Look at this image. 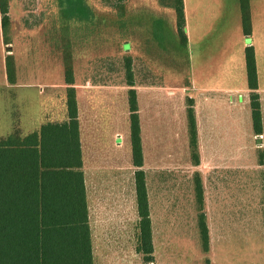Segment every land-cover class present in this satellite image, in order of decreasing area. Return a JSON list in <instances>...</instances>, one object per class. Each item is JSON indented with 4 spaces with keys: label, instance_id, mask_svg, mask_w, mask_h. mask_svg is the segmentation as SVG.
Returning <instances> with one entry per match:
<instances>
[{
    "label": "rangeland",
    "instance_id": "rangeland-1",
    "mask_svg": "<svg viewBox=\"0 0 264 264\" xmlns=\"http://www.w3.org/2000/svg\"><path fill=\"white\" fill-rule=\"evenodd\" d=\"M85 1L94 12L93 22L90 21L92 23L88 26L67 22L65 26L55 0H7L8 46L3 41L0 21V137L11 132L12 110L30 114L35 121L31 128H35L40 122L42 106L44 108L50 102V98H44L40 88L34 85L13 89L16 98L12 100L8 93L4 94L1 84L6 81V57L11 55L10 66L15 81L25 85L29 82L41 84L45 91L53 85L64 84V61L68 57L74 82L77 80L83 89L86 82L91 84L83 90L90 91L87 107L83 99L78 105L80 107L81 103V108H86L95 149L121 152L115 150V145L123 143L122 137L118 140L116 136L118 131L124 136L122 152L128 153L129 139L127 134L121 133L123 128L117 129L114 122L112 126H106L104 121L101 123L105 118L115 119V111L109 106L111 97L107 92L95 87L107 88L109 81L126 83L125 59H130L134 85L163 82L165 76L167 87L171 88L162 89L157 94L159 110L147 111L144 126L143 171L154 248L153 263L204 264L208 259L209 264H264V170L257 166L260 155L254 149L251 133L246 135L245 126L241 125L242 133L234 136L231 122L224 118L215 119L223 125L220 133L226 130V135L208 136L201 128L197 139L199 164H192L184 124L187 94L181 88L190 73L188 66L181 64L177 57L179 48L174 43L178 42L172 30L174 12H167L172 25L167 21L162 26V23L153 24L162 14L159 9L168 8L161 0ZM260 1L253 0V3L259 4ZM183 2L184 8L187 3L192 6L188 14L192 43L185 50L186 59L188 62L194 60L196 69L199 67L202 71L209 66V59L215 57L217 60L218 56L220 67L213 73L210 83L216 86L219 76L225 77L226 87L237 89L243 82L242 39L237 34L239 0ZM118 20H121V27L131 33L128 39H121L116 33ZM143 27H148L143 33V38L149 39L146 43L135 32ZM159 32L165 35V43L159 42ZM172 38L176 39L174 43ZM143 46L148 50L147 57L143 55ZM167 90L173 91L172 96L167 95ZM95 95L97 97H93ZM236 98L235 93H220L209 100L233 105ZM51 104L50 114L61 106L58 97ZM243 110L247 111V106L243 105ZM23 113L21 115L25 117ZM175 116L181 119L179 123L174 122ZM25 124L28 122L23 118V131L30 128ZM134 170L131 166V223L134 219ZM196 175L201 181L203 213L209 234L207 254L201 251L197 229ZM133 236L131 233L129 264H143L141 256L134 253L136 238Z\"/></svg>",
    "mask_w": 264,
    "mask_h": 264
},
{
    "label": "trees",
    "instance_id": "trees-1",
    "mask_svg": "<svg viewBox=\"0 0 264 264\" xmlns=\"http://www.w3.org/2000/svg\"><path fill=\"white\" fill-rule=\"evenodd\" d=\"M55 3L65 26L68 25L67 22L82 23L83 26L93 22L94 12L85 0H55ZM161 3L174 12L173 33L178 43H174L176 39L173 38L172 43L179 48L177 57L180 63L189 69L187 54L186 57L184 55L187 39L183 0H161ZM239 9L242 33L247 36L251 31L249 0H239ZM0 16L3 41L8 46L10 21L7 0H0ZM117 22L119 29H116V33L119 38L128 39L131 33L121 27V20ZM154 23L159 25L160 21ZM136 31L138 33V29ZM142 35L138 33L137 36L144 42ZM157 38L159 42L165 43V35L159 32ZM10 56L5 59L6 79L14 84ZM66 58V120L62 123L47 122L27 134L23 133L17 121L9 134L0 137V264H92L73 70ZM244 61L252 133L257 136L262 132V125L256 64L251 47L245 48ZM130 62V59H125V81L130 88L129 139L131 162L135 169L133 177L138 216L135 252L141 256L143 263L150 264L154 260V248L145 173L142 170L143 154L137 97ZM186 123L192 164L198 166V137L191 99H186ZM194 191L200 247L202 253L207 254L209 234L203 213L201 181L197 175ZM204 264H209V260L205 259Z\"/></svg>",
    "mask_w": 264,
    "mask_h": 264
},
{
    "label": "crops",
    "instance_id": "crops-1",
    "mask_svg": "<svg viewBox=\"0 0 264 264\" xmlns=\"http://www.w3.org/2000/svg\"><path fill=\"white\" fill-rule=\"evenodd\" d=\"M184 8V2H183ZM191 4L187 3L184 8L185 16V28H186V39L187 45L192 43V35L190 31V24H188V14L191 11ZM240 10V9H239ZM173 11L171 8L159 9V17L155 21H160L162 26L166 25L167 21L171 24V16L167 15V12ZM249 13H250V34L245 36L241 29V15L239 26L237 29V34L240 39H242L241 50L243 55V60L241 65V85L233 90L230 87H226L224 80L225 77L219 76V81L215 84L210 83L213 73L219 69L220 59L217 56V60L214 58L209 59V66L205 70L201 71V68L195 66V62L189 60V75L188 79L185 80L181 88L187 94L186 99H191L193 101V111L195 115L197 137L201 134V128H204L206 135L208 136H219L223 137L226 135L225 132L220 133L219 121L215 119H223L227 122H231V127L234 131V136H238L242 133V126H245L246 135L251 133L254 142V149L260 155L257 166L264 170V0L258 3H253V0H249ZM164 14V15H163ZM153 21V24L154 22ZM172 25V24H171ZM145 29L148 27L138 28V33L142 35ZM172 30L174 31V24L172 25ZM175 32V31H174ZM143 36V35H142ZM146 38H144V43H146ZM127 44V43H125ZM124 44V45H125ZM149 44L145 45L148 46ZM247 47H251L254 51L256 72H257V94L259 97L260 112H261V125L262 132L260 135L254 136L252 133V123H251V113L249 108V91L247 89L246 81V70L244 61V50ZM123 48V47H122ZM148 48V47H147ZM129 51V50H128ZM148 50L143 46V55L147 57ZM126 52V51H124ZM208 64V62H206ZM5 69V66H4ZM6 73V69H5ZM200 73V74H199ZM167 76V75H166ZM165 77V76H164ZM163 77V82L157 81L155 83L143 82L141 84L134 85V90L137 97L138 106V116L140 124L141 133V145L143 154V167L145 163L144 155V126L146 121L147 111L153 110L157 112L159 110V104H156L157 94L161 93L162 89H171L167 87V80ZM77 81V80H76ZM74 82L73 88L75 90V99L77 104V119L79 125V142L81 149V161H82V172L83 180L86 192V202L88 210V221H89V231H90V242L92 248V264H129V251L131 242V233H133V238H136V224L138 221L136 205H135V191H134V177L132 180L133 188V223H131V147L129 139V107H128V91L130 88L126 83H113L108 82L107 88L104 86H96V90H105L107 94L111 97L109 98V106L115 111V119L105 118L101 120L104 121L106 126H112V122L115 123L117 129H122L121 133L127 134L129 139V152L124 153V136L117 133V138L122 137L123 143L121 145L117 144L115 150H120L121 152H111L107 149L97 148L93 145L94 136L92 133V127L88 122V115L86 114V108H81L78 105V101L83 99L86 102V107L88 103V93L87 86L91 84L86 82L87 86L83 87ZM2 91L4 94L8 93L10 99L16 98V94L12 93L13 89L23 88V86H35V88H40V94L44 98H50V102L46 107L41 108L39 119V124L35 128L33 123L35 121L30 114H25L22 111L19 114L18 110L11 111V127L17 123L21 122L20 127H24L23 118L27 120L26 125L28 129H24L23 133L27 134L33 132L40 128L41 125L47 122L62 123L66 120V108H65V83L62 86L53 85L51 89L45 91L41 84L27 83L20 84L15 81L11 84L7 81L2 82ZM177 85V84H176ZM91 87V86H90ZM178 87V86H177ZM53 88V89H52ZM55 88V89H54ZM61 88V89H60ZM92 88V89H95ZM180 88V87H179ZM107 89V90H106ZM235 93L236 103L231 105L220 103L217 101L213 103L209 100L215 94ZM173 91L167 90V95L172 96ZM59 98L61 106L58 110L50 114L51 103ZM93 97H97L96 95ZM141 98V100H140ZM163 100V97L161 98ZM243 105L247 106V111L243 110ZM225 106V108H224ZM19 107V104L17 106ZM16 107V109H17ZM109 107V108H110ZM235 108L234 110L232 108ZM186 110V107L184 106ZM25 114V117L21 115ZM186 114V112L184 111ZM52 115V118L50 116ZM29 118V119H28ZM125 120V121H124ZM174 122L179 123L181 119L175 116L173 117ZM215 120V121H214ZM200 121V126H199ZM212 121V122H211ZM185 130L187 136V123L185 116ZM31 129V130H29ZM33 129V130H32ZM175 138H177L175 136ZM188 140V139H187ZM240 139L238 140V144ZM246 141V140H245ZM188 143V141H187ZM115 148V147H114ZM245 146L243 147V150ZM242 151V149H241ZM132 169L134 167L132 166ZM143 170V168H142ZM135 171V170H134ZM132 171V175H134ZM136 254V252H134ZM137 256H140L136 254ZM154 261V260H153ZM143 263V261H142ZM145 264V263H143ZM154 264V263H150Z\"/></svg>",
    "mask_w": 264,
    "mask_h": 264
}]
</instances>
